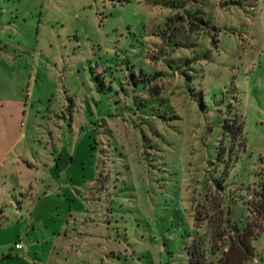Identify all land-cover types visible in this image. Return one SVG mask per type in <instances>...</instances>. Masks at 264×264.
<instances>
[{
    "label": "rangeland",
    "instance_id": "rangeland-1",
    "mask_svg": "<svg viewBox=\"0 0 264 264\" xmlns=\"http://www.w3.org/2000/svg\"><path fill=\"white\" fill-rule=\"evenodd\" d=\"M0 160L40 179L0 203V264L216 263L258 224L264 0H0Z\"/></svg>",
    "mask_w": 264,
    "mask_h": 264
},
{
    "label": "trees",
    "instance_id": "trees-1",
    "mask_svg": "<svg viewBox=\"0 0 264 264\" xmlns=\"http://www.w3.org/2000/svg\"><path fill=\"white\" fill-rule=\"evenodd\" d=\"M248 206L250 214L255 216V221L258 224L253 225L251 221L241 231H236L231 235L227 248L221 251L216 263H207L204 252L200 250L199 243L193 241L188 246V264H246V262L252 259L254 256V248L251 240L264 230V172L260 176L258 189L255 191L253 199L248 203ZM210 221L209 225L213 228L214 236H220L221 230L219 226H213L211 219ZM256 228L258 229L256 230ZM221 245L222 243L217 245L216 241L212 242V253L218 251Z\"/></svg>",
    "mask_w": 264,
    "mask_h": 264
},
{
    "label": "crops",
    "instance_id": "crops-1",
    "mask_svg": "<svg viewBox=\"0 0 264 264\" xmlns=\"http://www.w3.org/2000/svg\"><path fill=\"white\" fill-rule=\"evenodd\" d=\"M44 162H47V165H50L51 168H55L57 169V160H53L52 158H49L47 160H43ZM5 162L4 160H0V168L1 167H5ZM13 159H9L8 163L13 165L15 167V165H19V164H14L12 163ZM8 170V169H7ZM14 171L16 172V170L14 169ZM21 172V171H20ZM10 175L12 176L13 174L10 173ZM8 175H3V178L0 177V183H2L3 188H4V193L0 194V203H4L6 206L10 205L11 203L8 202L9 201V197L11 195L15 196V202L16 204V208L17 210H21L24 209V201L30 196H25V195H21L20 191H22L24 188H29L31 186V190L34 191V187L37 185V183L40 182V179H28L25 183V185H22V183L20 182H16V181H12L10 182L8 180ZM19 186V188L17 189L16 187ZM1 192V190H0ZM3 195V196H2ZM5 195V196H4ZM5 197V198H4ZM22 198V200H18L17 198Z\"/></svg>",
    "mask_w": 264,
    "mask_h": 264
},
{
    "label": "built area",
    "instance_id": "built-area-1",
    "mask_svg": "<svg viewBox=\"0 0 264 264\" xmlns=\"http://www.w3.org/2000/svg\"><path fill=\"white\" fill-rule=\"evenodd\" d=\"M15 248H16V249H22V245H21L20 243H16V244H15Z\"/></svg>",
    "mask_w": 264,
    "mask_h": 264
}]
</instances>
